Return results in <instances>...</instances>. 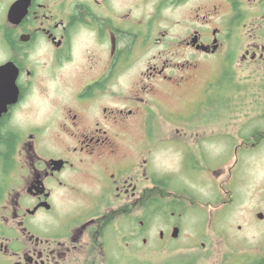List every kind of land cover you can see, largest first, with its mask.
I'll use <instances>...</instances> for the list:
<instances>
[{"label": "flooded vegetation", "instance_id": "flooded-vegetation-1", "mask_svg": "<svg viewBox=\"0 0 264 264\" xmlns=\"http://www.w3.org/2000/svg\"><path fill=\"white\" fill-rule=\"evenodd\" d=\"M212 57L213 117L163 106ZM250 107L264 0H0V264H137L155 191L180 207L224 175L213 214L171 211L156 237L184 238L173 264H264V183L239 184L264 123L233 117Z\"/></svg>", "mask_w": 264, "mask_h": 264}, {"label": "rangeland", "instance_id": "rangeland-1", "mask_svg": "<svg viewBox=\"0 0 264 264\" xmlns=\"http://www.w3.org/2000/svg\"><path fill=\"white\" fill-rule=\"evenodd\" d=\"M213 57L209 58L207 61H203L202 67L198 70V73L195 75V80L186 86L182 90V93L177 97H161V102L163 106L167 107L170 110L175 111H188V109L193 108V112L197 113V116L211 118L213 117V112L209 110L210 105L213 104ZM212 77V78H211ZM210 80L209 83H206L207 80ZM244 80V79H243ZM242 80H239L238 83H234V85L238 88V90H243L241 93H247V89H242ZM246 82H249V85L252 84V81L249 79L243 81V85ZM247 88V86H246ZM240 93V94H241ZM249 101H253L256 99L257 93H253L252 87L249 88ZM235 95L234 100L237 98L242 99L243 95ZM222 116L225 117L226 110L220 111ZM233 117L235 120L234 128H237L236 124H241L242 121H248L250 124V129L254 125H261L264 123V107L258 109L254 107H250L248 110H234ZM211 123H207L204 127L205 132L207 134L211 133V129L214 132H217L220 128L219 125H210ZM246 161V162H245ZM245 164L240 169V186L243 182V185L247 190L246 194L244 193V198L251 197V194L255 192V189L260 184L264 183V142L257 148L256 151H250L248 155L245 157ZM227 175L219 177L217 183L221 185V187H227L228 181L225 180ZM225 180V181H222ZM217 183L213 180V185H202L198 190L197 197L192 200H184L183 204L179 207V205H174L171 203L174 199V195L178 192L174 189L164 190V194L160 195L161 192L155 191V204L153 207V222L152 228L149 232V243L148 247H144L138 253L137 264H158L165 259H168L169 256V264L176 263L179 258L175 256H179L183 254L181 249H174L173 252H169L164 248H174L178 245H181L184 241V238H180L177 240H162L157 238L158 232L160 229H165L166 224L162 222L165 219L164 214H170L171 211L183 212L184 215L188 216V220L185 217L180 218V220L184 221L188 224L193 220V215H205V214H213V197H225L223 190H218ZM169 192V193H166ZM216 192H220L216 194ZM174 193V194H173ZM189 193V192H188ZM250 193V194H249ZM217 195V196H216ZM224 195V196H223ZM161 198V199H160ZM188 198V197H187ZM177 209V210H176ZM141 214V211L138 212V215ZM190 229V228H188ZM174 256V257H173Z\"/></svg>", "mask_w": 264, "mask_h": 264}, {"label": "clouds", "instance_id": "clouds-1", "mask_svg": "<svg viewBox=\"0 0 264 264\" xmlns=\"http://www.w3.org/2000/svg\"><path fill=\"white\" fill-rule=\"evenodd\" d=\"M22 119V111L18 110L16 113L13 115V122H18Z\"/></svg>", "mask_w": 264, "mask_h": 264}, {"label": "trees", "instance_id": "trees-1", "mask_svg": "<svg viewBox=\"0 0 264 264\" xmlns=\"http://www.w3.org/2000/svg\"><path fill=\"white\" fill-rule=\"evenodd\" d=\"M209 110H210L211 112H213V104H212V105H210V108H209Z\"/></svg>", "mask_w": 264, "mask_h": 264}, {"label": "water", "instance_id": "water-1", "mask_svg": "<svg viewBox=\"0 0 264 264\" xmlns=\"http://www.w3.org/2000/svg\"><path fill=\"white\" fill-rule=\"evenodd\" d=\"M177 231H178V229H175V230H174V233H177Z\"/></svg>", "mask_w": 264, "mask_h": 264}]
</instances>
